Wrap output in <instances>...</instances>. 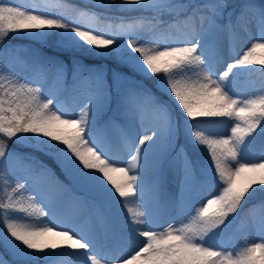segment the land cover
I'll return each mask as SVG.
<instances>
[{
  "label": "snow or ice",
  "instance_id": "obj_1",
  "mask_svg": "<svg viewBox=\"0 0 264 264\" xmlns=\"http://www.w3.org/2000/svg\"><path fill=\"white\" fill-rule=\"evenodd\" d=\"M227 8V0H85L84 7L0 0V46L13 35L54 38L55 47L73 53L70 66L45 57L28 65L14 49L0 51V247L11 257L0 253V264H264V199L237 229L254 228L259 242L246 232L238 247L218 240L245 205L264 197V158H247L256 137L264 138V82L251 93L234 87L241 75H264V0H244L234 21L235 9ZM253 23L258 39L227 62L219 34H228L227 55H237L233 36ZM76 54L113 61L129 74L87 65ZM65 94L82 99L78 115ZM106 110L123 124L110 119L99 127ZM134 121L143 134L133 131ZM228 121L230 133L218 135ZM110 128L118 130L125 166H118ZM177 147L181 193L177 214L165 218L156 177ZM188 150L197 155L199 177ZM41 157L98 197L117 229L142 238L138 250L127 257L101 252L91 233L64 223L49 192L67 189Z\"/></svg>",
  "mask_w": 264,
  "mask_h": 264
},
{
  "label": "rangeland",
  "instance_id": "obj_2",
  "mask_svg": "<svg viewBox=\"0 0 264 264\" xmlns=\"http://www.w3.org/2000/svg\"><path fill=\"white\" fill-rule=\"evenodd\" d=\"M6 3H12L17 6H27L31 0H4ZM69 3L76 4L80 7H84L85 0H68ZM83 3V5H80ZM177 2H184V0H177ZM244 2V0H227L228 8L227 11H232L235 9V13L233 15V21L235 20V14H237L240 10V5ZM96 11H101L100 9H96ZM227 22V16L222 23ZM218 39L222 45L223 51L226 54L227 62H232L234 59L238 58V55H242L243 51H245L248 47L251 46L253 42L258 39L257 29L255 27V23L249 26V31L245 33L244 31L237 29L235 35L233 36V40L236 45L237 55H227L229 51V37L227 32H222L219 34ZM4 48H12L15 50L16 56L20 61L25 64L30 65L32 61L36 57H45L52 58L56 60H62L69 64L70 66V57L73 56V53L59 49L54 46V38L49 39L47 43H42L36 40H33L26 36H16L13 35L10 39L4 42V45L0 46V51ZM259 54V53H258ZM76 57L82 59L83 62L87 65H96L99 66L104 64L108 69L109 73L113 69L120 71L124 74H129V72H124L121 68L118 67L113 61H105L100 59H93L90 57L81 56L80 54H76ZM124 69V68H123ZM255 78L259 80L261 83L264 82V75L256 72L249 75H241L239 76L234 84V87L237 92L240 93H251L255 89L259 88L260 85H256L255 87L244 81V78ZM51 76H49V83L51 84ZM136 79H140L136 77ZM144 83V81H143ZM67 85L71 84V73H69L66 81ZM147 88H152L153 86L150 83H144ZM155 90V89H154ZM66 107L69 109L70 114L75 116L78 115L79 109L82 106V99L78 95H68L65 94ZM114 108V105H113ZM110 119H115L117 124H123V118L119 113H114L112 110H106L98 119V126L103 127L108 123ZM233 122L228 121L225 125L219 127L216 131L218 135H228L230 133V126ZM133 131L139 134H143L142 130L139 128V122H133ZM109 134L113 137L114 140V151L119 157L118 166H125L128 160V156L119 151L118 145V130L116 128H110ZM181 142L184 143L183 137L180 138L178 144ZM182 144V143H181ZM255 144V143H253ZM16 149V145L12 146ZM22 154H32L31 150L25 147H20L17 149ZM179 151V147L175 150L168 153L160 163L158 175L156 179L159 183L160 190V204L164 211V216L167 218L168 216H175L177 214V203L180 198L181 193V182L183 179V172L181 170V166L175 161L176 153ZM189 156V150H188ZM203 157V155H199ZM247 158L251 162H259L260 159L264 158V150L256 149V151L247 149ZM50 159V158H49ZM191 160V158H189ZM53 164H55L54 170L50 165H46L52 170L55 174L56 178L66 187L67 194L60 195L55 191H50L49 195L53 199L56 204V210L58 215L62 218V221L69 226L75 225L84 233H91V235L95 238L98 250L101 249H112L120 255H124L125 257L130 254H134L136 250H138L139 246L142 244V238L138 240H132L129 236L121 238V231L117 229L115 223L112 218L111 212L107 209L105 204L94 194L87 192L86 190L79 187L76 183H74L60 168V166L52 159H50ZM205 160V159H204ZM196 171L197 177H199V172ZM43 187L47 188L48 185L44 184ZM206 197L204 202H206L207 198H211L212 195L215 194L216 189L212 187L211 189H205ZM78 198V199H74ZM78 202L84 203L79 210L73 211L71 215V210H74V207L78 208L76 205ZM249 209H246L241 218L240 223L246 222L249 219ZM126 213V210H122ZM101 218L103 224H101ZM143 228L144 226H138ZM103 231V232H102ZM246 232L252 240L255 242L260 241L259 235L256 233L254 228H246L240 229L237 234V240L234 241V238L228 239V243L225 241H220L226 243L228 247H238L241 244V233ZM126 234V233H125ZM105 246V247H103ZM57 251H60L57 249ZM106 251V250H105ZM0 253H3L5 259H11V257L7 254L6 250L0 247ZM70 259V258H67Z\"/></svg>",
  "mask_w": 264,
  "mask_h": 264
},
{
  "label": "trees",
  "instance_id": "obj_3",
  "mask_svg": "<svg viewBox=\"0 0 264 264\" xmlns=\"http://www.w3.org/2000/svg\"><path fill=\"white\" fill-rule=\"evenodd\" d=\"M79 4H80V5H83L82 3H79ZM121 69H122L124 72H126V73L129 72V70H128L127 68H124V69H123V67H122ZM138 78H139V77H138ZM244 81L250 83V84L252 85V87H253V86H256V85H261V82H260L259 80H256L254 77L251 78V79H249V78H244ZM144 83H150V84L152 85L151 81H149V80H144ZM153 91H155V90L153 89ZM252 143L258 144L261 148H263V147H264V138H262V137H256V139H255ZM189 158H191V160L193 161V168H194V170H197V172H199V165L196 163L197 155H194V154L189 150ZM204 159H207V157H206L205 155H203V157L199 156V160H200L201 162H203ZM41 160H42L43 162L47 163L48 165H51L52 167L55 168V164H53V162H52L49 158H47V157H41ZM262 199H264V197H257L256 199L250 201L249 204H247V205H245V206L243 207V209H242V211L240 212V214H241L244 210H246V208H247L249 205H251V204H257V203H259L260 200H262ZM238 221H239V220L237 219V220L235 221L234 225L232 226V228L229 229L228 231L224 232V233L221 234V235H222V236L225 235V236L227 237V236H228V233L234 232V230H236V228H237L238 225H239V222H238Z\"/></svg>",
  "mask_w": 264,
  "mask_h": 264
},
{
  "label": "bare ground",
  "instance_id": "obj_4",
  "mask_svg": "<svg viewBox=\"0 0 264 264\" xmlns=\"http://www.w3.org/2000/svg\"><path fill=\"white\" fill-rule=\"evenodd\" d=\"M125 165H126V164H125ZM117 179H119V178L117 177ZM83 204H84V203L78 202V204H76V205H78L79 207H78V208H77V207H76V208L74 207V210H73V209L71 210V215H75L76 213L73 214V211L75 212L76 210H79L80 207L83 206ZM83 207H84V206H83ZM102 232H103V231H102ZM121 233L124 234V235H127V234H125V233L122 232V231H121ZM101 248H102V247H101ZM102 249H103V248H102Z\"/></svg>",
  "mask_w": 264,
  "mask_h": 264
}]
</instances>
